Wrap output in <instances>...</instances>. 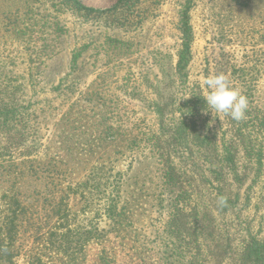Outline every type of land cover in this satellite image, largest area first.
Returning <instances> with one entry per match:
<instances>
[{
    "label": "rangeland",
    "instance_id": "obj_1",
    "mask_svg": "<svg viewBox=\"0 0 264 264\" xmlns=\"http://www.w3.org/2000/svg\"><path fill=\"white\" fill-rule=\"evenodd\" d=\"M77 1L0 0V196L28 210L16 264L65 186L72 226L105 229L74 264H264V0ZM218 74L249 101L239 122L206 105ZM83 182L99 183L86 213Z\"/></svg>",
    "mask_w": 264,
    "mask_h": 264
},
{
    "label": "trees",
    "instance_id": "obj_2",
    "mask_svg": "<svg viewBox=\"0 0 264 264\" xmlns=\"http://www.w3.org/2000/svg\"><path fill=\"white\" fill-rule=\"evenodd\" d=\"M78 3L77 0H73ZM98 182V181H97ZM104 200L103 214L113 223H116L122 216L118 209V197L120 194V183H103ZM99 188V183L95 186L87 182L76 186L82 199L85 200L86 213L92 206L94 189ZM67 187L61 189V195L55 202H50L49 211L45 212V222L43 227L29 223L34 226L29 229L31 242L24 248V264H54V258L62 263L74 264L77 255L81 253L83 247L90 241L97 240L103 236L105 229H100L97 222H93V217L85 225H73L75 215L69 212L65 202L67 198ZM68 190V189H67ZM88 194V195H87ZM27 207L22 203L16 194H4L0 196V264H16L17 257L20 256L22 247L18 243L20 239V228L23 220L27 218ZM99 216L101 214L99 213ZM51 218H54L50 221ZM49 222H51L49 224Z\"/></svg>",
    "mask_w": 264,
    "mask_h": 264
},
{
    "label": "clouds",
    "instance_id": "obj_3",
    "mask_svg": "<svg viewBox=\"0 0 264 264\" xmlns=\"http://www.w3.org/2000/svg\"><path fill=\"white\" fill-rule=\"evenodd\" d=\"M204 86L209 90L204 97L206 105L212 111L223 113L233 121H241L245 118L249 101L235 86H233L226 75L218 74L206 77ZM226 198L221 197V206L226 204Z\"/></svg>",
    "mask_w": 264,
    "mask_h": 264
}]
</instances>
